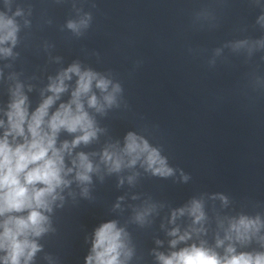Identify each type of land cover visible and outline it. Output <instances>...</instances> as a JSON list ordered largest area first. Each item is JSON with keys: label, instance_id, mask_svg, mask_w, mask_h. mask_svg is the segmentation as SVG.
<instances>
[{"label": "clouds", "instance_id": "obj_1", "mask_svg": "<svg viewBox=\"0 0 264 264\" xmlns=\"http://www.w3.org/2000/svg\"><path fill=\"white\" fill-rule=\"evenodd\" d=\"M18 11L16 15H20ZM87 26L82 20L78 25L69 22L68 27L78 31L79 26ZM18 25L13 18L0 13V45L6 42L16 43ZM6 56L11 54L10 48H0ZM69 73L78 76L77 86L71 94L68 103H62L59 108L49 116V108L59 94L66 90L65 80L70 79ZM101 92H106L110 81L98 77L90 70L81 71L78 65H72L63 72L56 81L49 86L54 95L48 97L29 116L26 97L19 91L14 93V100L9 105L7 127L0 137V257L3 264H29L39 245L33 239L45 233L48 229V216L53 203L61 198L58 189L67 187L71 181L66 177L75 170V179L80 183H90V173L95 171L93 163L87 154L81 152L71 159L72 167H67L65 154L72 155L73 148L81 143L88 144L96 138L97 129L93 119L85 110L83 97H87V104L96 111H103L96 95L92 91L93 82ZM119 86L113 87V92L103 97L105 103L111 106L114 103L113 93L118 92ZM0 126L4 121L0 120ZM61 130L68 133H80L69 142L64 141L57 147V137ZM11 137V140L9 139ZM124 157H128L127 166H134L141 157L143 163L154 174L161 176L171 175L172 169L166 166V161L159 152L136 135L129 133L125 138V145L119 152L105 149L102 155L103 162L108 165L110 172L119 171L124 165ZM185 209L173 213V220L177 215H183ZM188 213L194 217V223L204 218L202 205L193 201ZM26 213V214H24ZM137 219H142L138 215ZM261 227L259 218L249 219L241 217L230 224L229 234L225 237L231 240L232 234L239 241H248L255 236ZM179 229H173L169 235L177 236ZM124 230L117 227L116 221L102 223L94 231L91 254L86 257V264H124L122 256L131 255L127 250L123 237ZM190 233L185 232L178 240L171 241L175 247L178 241H186ZM223 241H217V246ZM160 264H264V252L237 253L229 245L223 257L214 250L201 244L185 247L174 251L170 255L158 254Z\"/></svg>", "mask_w": 264, "mask_h": 264}]
</instances>
